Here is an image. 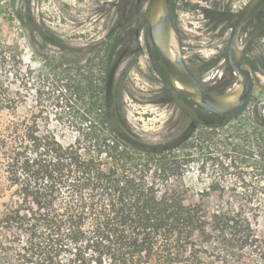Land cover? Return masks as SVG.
<instances>
[{"label": "trees", "instance_id": "1", "mask_svg": "<svg viewBox=\"0 0 264 264\" xmlns=\"http://www.w3.org/2000/svg\"><path fill=\"white\" fill-rule=\"evenodd\" d=\"M16 50L0 40V264H264V186L240 190L243 110L196 108L211 122L175 141L145 140L104 105L21 118L32 85ZM255 155L264 182V144ZM208 164L212 184H181Z\"/></svg>", "mask_w": 264, "mask_h": 264}, {"label": "rangeland", "instance_id": "2", "mask_svg": "<svg viewBox=\"0 0 264 264\" xmlns=\"http://www.w3.org/2000/svg\"><path fill=\"white\" fill-rule=\"evenodd\" d=\"M151 1L0 0V40L17 46L22 71L31 77V99L19 116L33 111L40 118L45 112L55 124L58 110L64 111L65 120H71L74 111L85 115L87 108L104 105L122 110L123 120L145 140L196 136L202 124L211 120L199 117L189 98L172 90L162 57L149 37ZM248 1L172 0L171 17L187 65L214 94L238 84L226 54L232 26ZM59 78L63 79L57 84ZM61 91L60 108L52 94ZM258 118L252 99L234 122L249 136L242 143L246 156L239 163V170L247 174L241 191L245 185L264 186L256 165L260 159L255 155L264 144V124ZM191 168L194 179L182 185L209 186L220 175L213 164L206 165L203 173L196 165ZM232 171L225 185L234 182ZM254 202L264 206L262 197ZM260 222L264 225V209Z\"/></svg>", "mask_w": 264, "mask_h": 264}, {"label": "water", "instance_id": "3", "mask_svg": "<svg viewBox=\"0 0 264 264\" xmlns=\"http://www.w3.org/2000/svg\"><path fill=\"white\" fill-rule=\"evenodd\" d=\"M171 6L172 0H152L147 24L150 41L162 57L172 90L185 94L196 108L206 113L229 116L241 111L252 90L251 74L241 69V61L250 41L264 26V20L255 26L244 42H241V35L251 18L264 7V0H249L232 26L227 61L239 81L234 89L219 94L209 92L188 67L177 42ZM178 82L184 86L183 89L178 87Z\"/></svg>", "mask_w": 264, "mask_h": 264}, {"label": "flooded vegetation", "instance_id": "4", "mask_svg": "<svg viewBox=\"0 0 264 264\" xmlns=\"http://www.w3.org/2000/svg\"><path fill=\"white\" fill-rule=\"evenodd\" d=\"M263 20H264V7H262L251 18V20L243 30L241 35V42H244L245 39L248 37V35L251 33V31L255 28V26L258 25ZM263 29L264 26L261 27L254 35L253 39L250 41L249 45L247 46L244 57L241 61V69L249 71L252 79V90L242 110H244L253 99L254 109L259 115L258 119L262 124H264V44H263L264 38H260V37L264 36ZM226 62L228 64L227 54H226ZM236 79L238 82L239 80L237 76ZM253 95H255V98L252 97Z\"/></svg>", "mask_w": 264, "mask_h": 264}, {"label": "bare ground", "instance_id": "5", "mask_svg": "<svg viewBox=\"0 0 264 264\" xmlns=\"http://www.w3.org/2000/svg\"><path fill=\"white\" fill-rule=\"evenodd\" d=\"M177 85H178V87H179L180 89H183V88H184V86H183L180 82H178Z\"/></svg>", "mask_w": 264, "mask_h": 264}]
</instances>
